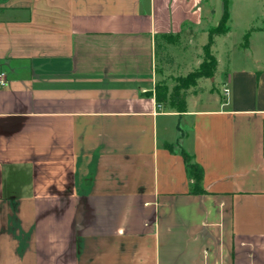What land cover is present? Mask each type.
I'll return each mask as SVG.
<instances>
[{
	"label": "crops",
	"instance_id": "1",
	"mask_svg": "<svg viewBox=\"0 0 264 264\" xmlns=\"http://www.w3.org/2000/svg\"><path fill=\"white\" fill-rule=\"evenodd\" d=\"M202 2L0 0V264H264V52L154 96L155 36Z\"/></svg>",
	"mask_w": 264,
	"mask_h": 264
},
{
	"label": "rangeland",
	"instance_id": "2",
	"mask_svg": "<svg viewBox=\"0 0 264 264\" xmlns=\"http://www.w3.org/2000/svg\"><path fill=\"white\" fill-rule=\"evenodd\" d=\"M202 1L204 16L198 26L192 29L184 26L179 37L161 41L156 62L157 80L166 84L168 91L176 84L177 79L185 77L198 68L203 59L207 32L217 24L222 14V0ZM229 11L230 30L224 36H216L211 47V53L217 60L218 70L222 73L230 63L237 65L242 62L245 57L243 45L246 43V34L250 33L252 38V55L261 56L264 52V36L257 38L255 33L251 34V30L264 28V0H229ZM213 78H198L197 85L191 88V91L201 87L207 90L215 89L218 81H213Z\"/></svg>",
	"mask_w": 264,
	"mask_h": 264
},
{
	"label": "trees",
	"instance_id": "3",
	"mask_svg": "<svg viewBox=\"0 0 264 264\" xmlns=\"http://www.w3.org/2000/svg\"><path fill=\"white\" fill-rule=\"evenodd\" d=\"M229 0H222V14L217 24L210 28L207 32V42L203 46V59L200 62L198 68L187 74L185 77H180L176 80V84L168 91V86L161 82H157L154 89L155 100L159 104H163L166 107L174 109L178 113L186 111V98L193 92L191 88L197 85L198 78H213L217 72V60L211 53V47L214 45L216 36L226 35L229 28ZM181 33V32H180ZM180 33L177 34H161L156 35L154 38L155 44V56L156 62L161 48V41L168 40L172 37H179ZM247 35H245L247 41ZM172 151L171 147L167 145ZM180 155L183 159L184 170L189 183L188 192L192 194L203 193L201 180L203 171L201 166L193 160V156L180 150Z\"/></svg>",
	"mask_w": 264,
	"mask_h": 264
},
{
	"label": "built area",
	"instance_id": "4",
	"mask_svg": "<svg viewBox=\"0 0 264 264\" xmlns=\"http://www.w3.org/2000/svg\"><path fill=\"white\" fill-rule=\"evenodd\" d=\"M5 83H6L5 76L4 74L0 73V87L5 85ZM222 95L224 99H227L229 96V88L226 85L222 87ZM158 107H160V105H158Z\"/></svg>",
	"mask_w": 264,
	"mask_h": 264
}]
</instances>
